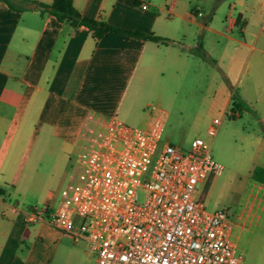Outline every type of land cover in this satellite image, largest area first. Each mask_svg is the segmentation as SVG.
Listing matches in <instances>:
<instances>
[{
  "label": "crops",
  "instance_id": "1",
  "mask_svg": "<svg viewBox=\"0 0 264 264\" xmlns=\"http://www.w3.org/2000/svg\"><path fill=\"white\" fill-rule=\"evenodd\" d=\"M142 1L72 0L88 18L163 39L125 32L98 37L86 25L41 12L35 2L17 11L0 1V195L18 206L14 211L0 205L7 209L0 212V264H34L27 226L46 223L25 222L29 206L12 195L39 184L45 153L56 151L51 148L59 140L77 145L89 115L124 112V103L133 104L145 84L163 76L164 67L179 77L187 60L195 67L200 51H213L227 83L221 82L216 94L224 106L245 110L249 102L264 112V24L259 25L264 0H236L237 16L229 12L224 26L213 27L200 20L203 14L196 12L202 8L191 0H144L146 9ZM207 39L213 49H205ZM156 109L135 110L133 119L145 124ZM260 120L264 123V115Z\"/></svg>",
  "mask_w": 264,
  "mask_h": 264
},
{
  "label": "built area",
  "instance_id": "2",
  "mask_svg": "<svg viewBox=\"0 0 264 264\" xmlns=\"http://www.w3.org/2000/svg\"><path fill=\"white\" fill-rule=\"evenodd\" d=\"M166 116L156 109L145 124L133 126L117 115H89L58 207L31 205L25 222H44L85 240L95 264H242L230 240L231 214L208 210L199 195V185L220 174L222 165L199 136L187 150L159 147ZM221 121L211 120L208 135H216ZM3 202L18 209L0 195Z\"/></svg>",
  "mask_w": 264,
  "mask_h": 264
},
{
  "label": "rangeland",
  "instance_id": "3",
  "mask_svg": "<svg viewBox=\"0 0 264 264\" xmlns=\"http://www.w3.org/2000/svg\"><path fill=\"white\" fill-rule=\"evenodd\" d=\"M235 2L191 0L202 8L200 20L210 22L211 27L216 22L224 26L229 12L237 16L241 6L233 7ZM262 10L264 13V6ZM263 17L259 25L264 24ZM203 33L211 34L205 29ZM205 46L206 50L212 48L208 39ZM199 59L195 67L187 60L179 77L172 74L173 68L164 67L163 76L145 84L135 102H125L124 112H118L117 116L129 125L142 126L133 119L134 111L160 108L167 116L159 147L171 143L187 150L198 136L210 143L213 159L222 165V172L200 184L199 195L208 210L225 208L231 214L234 224L230 240L243 254L242 264H264V123L260 120L264 112L259 113L249 102L245 110L233 103L224 106V100L216 95L220 83L227 84L214 65L217 54L200 51ZM214 117L222 121L216 135L211 137L207 127ZM56 143L51 148L56 151L45 153L41 160L39 184L24 195H12V199L23 198L19 201L23 206L58 207L78 156L77 146L70 138ZM26 231L34 264H95V257L83 239L75 241L71 234L46 224L28 225Z\"/></svg>",
  "mask_w": 264,
  "mask_h": 264
},
{
  "label": "trees",
  "instance_id": "4",
  "mask_svg": "<svg viewBox=\"0 0 264 264\" xmlns=\"http://www.w3.org/2000/svg\"><path fill=\"white\" fill-rule=\"evenodd\" d=\"M0 1L6 2L12 9L17 11L25 9L26 5L29 2H35V7H37L41 12L51 13L60 21H63L65 19L69 20L72 26L86 25L88 28L93 30L94 34L98 37L106 32H125L131 35L142 36L157 41L163 39L162 37L153 35L151 33L122 29L112 26L106 22L88 18L82 15L77 10V8L73 5L72 0H53L50 3L38 2L33 0H0Z\"/></svg>",
  "mask_w": 264,
  "mask_h": 264
}]
</instances>
